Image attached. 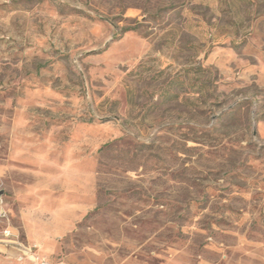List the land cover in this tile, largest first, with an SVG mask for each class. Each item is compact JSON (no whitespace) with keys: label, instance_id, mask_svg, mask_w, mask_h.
<instances>
[{"label":"rangeland","instance_id":"374dc122","mask_svg":"<svg viewBox=\"0 0 264 264\" xmlns=\"http://www.w3.org/2000/svg\"><path fill=\"white\" fill-rule=\"evenodd\" d=\"M43 258L264 264V0H0V264Z\"/></svg>","mask_w":264,"mask_h":264},{"label":"trees","instance_id":"16d2710c","mask_svg":"<svg viewBox=\"0 0 264 264\" xmlns=\"http://www.w3.org/2000/svg\"><path fill=\"white\" fill-rule=\"evenodd\" d=\"M172 83L178 84L179 80L178 79L172 80ZM201 91H202V88L196 89V92H201ZM169 95H171V97H173V98H178V96H179V94L177 92H171Z\"/></svg>","mask_w":264,"mask_h":264},{"label":"built area","instance_id":"2783aa9c","mask_svg":"<svg viewBox=\"0 0 264 264\" xmlns=\"http://www.w3.org/2000/svg\"><path fill=\"white\" fill-rule=\"evenodd\" d=\"M36 264H50L47 260H45V258H43V260H39L38 262H36Z\"/></svg>","mask_w":264,"mask_h":264}]
</instances>
